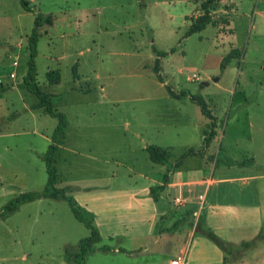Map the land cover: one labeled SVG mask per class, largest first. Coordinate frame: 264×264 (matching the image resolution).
<instances>
[{"label": "rangeland", "instance_id": "rangeland-1", "mask_svg": "<svg viewBox=\"0 0 264 264\" xmlns=\"http://www.w3.org/2000/svg\"><path fill=\"white\" fill-rule=\"evenodd\" d=\"M27 1L29 11L21 0H0V212L48 180L44 155L58 118L35 108L38 96L22 83L35 19L52 15L55 24L41 27L36 81L60 97L56 108L69 122L55 153L57 186H71L68 197L84 217H93L101 236L85 264H171L179 257L186 264H264V177L248 185L241 180L246 173L264 174V0H217L211 12L216 24L188 37L204 0ZM153 45L176 48L161 58L165 83L209 104L217 131L209 147L203 135L212 120L190 95H170L154 71ZM52 69L61 73L59 84L49 83ZM148 145L170 150L171 162L195 148L208 171L218 162L207 177L216 181L198 189L207 170L188 158L185 174L200 172L186 178L179 193L158 191L155 200L147 187L162 181L166 166L150 159ZM225 155L250 161L220 167ZM159 206L183 219L162 238L151 229ZM156 222L159 229L166 225ZM209 230L234 245L222 250ZM89 235L68 201L28 202L0 219V264H77L66 260V248ZM260 235L245 251L236 246ZM118 245L149 250L128 254L116 252Z\"/></svg>", "mask_w": 264, "mask_h": 264}, {"label": "trees", "instance_id": "trees-1", "mask_svg": "<svg viewBox=\"0 0 264 264\" xmlns=\"http://www.w3.org/2000/svg\"><path fill=\"white\" fill-rule=\"evenodd\" d=\"M216 2L217 0H204L202 2L201 8L203 10V14L192 18L191 26L186 32L185 37H188L194 33L204 30L209 23L216 24L215 20H213L212 15H211V12L215 9ZM21 3L25 10L27 11L31 10V7L27 0H21ZM53 22H54V17L52 15H47V16L38 15L36 17L34 28L29 37V47L31 51L30 60L28 62L29 68H28V72L25 77V80L22 83L23 86L30 88V90L38 96L39 102L36 104L35 108H43L47 114L58 118V124L54 130L51 143L44 155L46 167H47V173H48V180H47L45 187L41 191L24 192L16 196L15 198L11 199L6 205H4L2 211L0 212V219H6L8 216L17 212L23 204L32 202L38 199L53 198V199H64L68 201L74 213L76 214L77 218L80 221H83L86 224H88V226L91 228V235L81 238L76 246H68L65 251L66 260L68 262H76L77 264H85L86 257L90 253L95 251V245L101 241V236L98 233V231L93 227V224H92L93 217L92 216L84 217L81 211L76 207L74 201L70 197H68L67 191L71 189V186L62 187V188L57 186L58 173H57L56 167L54 166V163L56 161L55 153L59 145L63 144L65 138L67 137V133L69 129V122H68V118L66 114L58 111V109L56 108V104H57L56 98L60 100V97L44 91L42 87L36 81L37 73H36L35 58L37 56V46H38L39 37L43 34L41 32V27L45 23L52 25ZM153 48L157 55V58L154 64V71L159 81L162 83H165V78L162 75L161 58L167 56L169 53H174L176 51V48L173 47L170 49V51L158 50L154 45H153ZM234 53H235L234 51L231 52L228 56H226L223 59V62L221 64L222 68H225L224 62L226 60H228L232 56L233 57L235 56ZM75 67L76 66H74V69L76 70ZM47 76H48L49 83L52 85L59 84L61 81V73L58 69L49 70L47 72ZM75 76L77 77L76 71H75ZM166 86H167V89L170 95L175 98H182L185 95H190L191 100L196 102L200 106L202 113L206 117L212 120L210 131H204L203 147L204 148L209 147L211 142L217 135V131H216V123H215L216 117L212 113L207 101L204 99L202 95L186 93L185 91H182L181 93H177L172 89L170 85L166 84ZM8 88H9L8 86H4L2 90L8 89ZM146 149L148 150L150 159L153 162L167 165L169 168L168 170L172 169L173 167L172 162H171L172 153L170 150H167L157 145H148ZM194 154H195V148L191 147L187 149L181 155V159L177 161L176 165H180L183 159H185L188 156L194 155ZM246 161L247 160L239 161V160L231 159L229 160V164L244 165L246 164ZM168 180H169V174L166 173L164 175V182L167 183ZM164 187L165 185L153 186L152 191L161 192L164 189ZM180 223L181 222L176 223L175 226L173 228H169L168 231H173L177 227V225ZM206 232H208V234L213 239L216 240V242L220 245V247L224 251H228V249L231 248L232 245H234L232 243L221 240L216 235V233L212 230H209ZM260 238L263 239L262 235L258 236L257 238L251 241H244L239 245L236 244V246L237 247L242 246V250L245 251L251 248L252 246H254ZM100 250L106 251V250H112V248L109 246H103V248H100ZM120 251L126 252V249L120 248Z\"/></svg>", "mask_w": 264, "mask_h": 264}, {"label": "crops", "instance_id": "crops-1", "mask_svg": "<svg viewBox=\"0 0 264 264\" xmlns=\"http://www.w3.org/2000/svg\"><path fill=\"white\" fill-rule=\"evenodd\" d=\"M57 20L54 18V22H53V24L52 25H50V26H53L54 24H55V22H56ZM45 33H48V30H47V32H45ZM155 52V51H154ZM156 61V60H155ZM219 80V79H218ZM5 83V82H4ZM15 84V83H14ZM165 85H166V83H164ZM9 87V86H8ZM15 87V86H14ZM183 98V97H182ZM203 142H204V135H203ZM198 155V154H197ZM197 155H191V156H188V157H186L185 159H183V161H182V163L180 164V165H176V163H177V160L176 161H174V162H172V165H173V167H172V169L171 170H168L169 168H168V166L167 165H164V164H162V165H164V166H166V172H164V175L166 174V173H168L169 174V180H168V182L166 183V182H164V175H163V179H162V181H160V182H157V184L156 185H154V186H158V185H165V187H164V189L161 191V192H164V191H169L170 193H179L180 192V188L179 187H183V188H185L189 183L187 182V179L186 178H190V176H192V175H195L196 174V172H200L199 170L200 169H195V171H192V172H189V173H187V174H185V170H186V168H188V166H185V161L188 159V158H193V157H196V158H198L197 157ZM231 159H233V160H239V161H243V160H246V159H239V158H233L232 156H229V155H225V158H224V160H223V163L220 165V167H222V166H238V167H245V166H247V164H249V161H246V164H244V165H240V164H235V165H231V164H229V160H231ZM205 161L203 160V157L202 156H200L199 158H198V164H202L203 165V168H204V170L206 171L207 170V168H206V166H205V163H204ZM218 162L216 161V164H215V166L213 165V166H211L210 167V170L208 171L207 170V176H203V178L204 179H200L199 181H198V184H197V187H198V189H200V185L201 184H207V185H210V184H213L216 180L214 179V178H207L208 176H211V174H214V171H215V169L218 167ZM184 166H185V168H184ZM202 167V166H201ZM188 170V169H187ZM186 172H188V171H186ZM201 176H202V174H201ZM264 177V174L263 175H257V174H254V173H252V175H249V173H246L244 176H242L241 177V180H242V182H243V185H248L249 183H250V180H253V179H259V178H263ZM183 178H185V179H183ZM184 180V181H183ZM205 182V183H204ZM152 187L153 186H149V187H147V189L149 190L150 189V191L152 192V194L154 195V198H155V200H159V198H158V191H156V192H153L152 191ZM204 208H205V206H204ZM211 209L213 210V207H211ZM171 214H173V209L172 208H166L165 206H159V208H157V210H156V213H154L153 215H152V223H151V229H152V227L154 226L155 228H157V230H156V232L159 234V237L160 238H162V237H164V236H166V235H169L172 231H168V229L166 228V227H168V228H173L174 226H175V224L176 223H178V222H181L183 219H179L178 220V218H174V217H172L171 216ZM160 220V221H162V222H164V223H166V225H162V229H159L158 228V222H156L157 220ZM170 225H171V227H170ZM160 227V226H159ZM209 229H211V228H209ZM163 230H165V231H163ZM150 234V232L147 234V235H149ZM185 240H186V238H184ZM120 245H118L115 249H116V252H118V251H120V248H125V247H123V246H120ZM114 247H112V250L113 251H115V249H113ZM126 249V252L125 253H128V254H137L138 252L140 253V252H144V250H149V248L148 247H145L144 249H143V246H139V247H137V248H130V249H128V248H125ZM121 252V251H120ZM174 259V258H173ZM172 259V260H173ZM183 264H186V261L183 263Z\"/></svg>", "mask_w": 264, "mask_h": 264}, {"label": "built area", "instance_id": "built-area-1", "mask_svg": "<svg viewBox=\"0 0 264 264\" xmlns=\"http://www.w3.org/2000/svg\"><path fill=\"white\" fill-rule=\"evenodd\" d=\"M14 65H15V66L18 65L17 61L14 62ZM15 77H16V73H15V71H12V72L10 73V78L15 79ZM1 84H4V80H3L2 78H0V85H1ZM183 261H184V260H183L182 257L174 258V259L172 260V263H171V264H183Z\"/></svg>", "mask_w": 264, "mask_h": 264}, {"label": "water", "instance_id": "water-1", "mask_svg": "<svg viewBox=\"0 0 264 264\" xmlns=\"http://www.w3.org/2000/svg\"><path fill=\"white\" fill-rule=\"evenodd\" d=\"M215 80H218V78H215Z\"/></svg>", "mask_w": 264, "mask_h": 264}]
</instances>
